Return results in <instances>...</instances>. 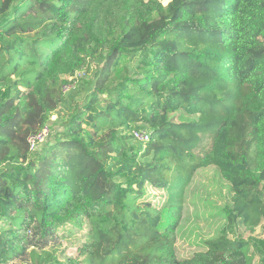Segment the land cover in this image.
I'll list each match as a JSON object with an SVG mask.
<instances>
[{
  "label": "trees",
  "instance_id": "obj_1",
  "mask_svg": "<svg viewBox=\"0 0 264 264\" xmlns=\"http://www.w3.org/2000/svg\"><path fill=\"white\" fill-rule=\"evenodd\" d=\"M91 60L94 87L67 95ZM210 167L227 223L179 257ZM263 220L264 0H0V264H264V236L229 234Z\"/></svg>",
  "mask_w": 264,
  "mask_h": 264
},
{
  "label": "rangeland",
  "instance_id": "obj_2",
  "mask_svg": "<svg viewBox=\"0 0 264 264\" xmlns=\"http://www.w3.org/2000/svg\"><path fill=\"white\" fill-rule=\"evenodd\" d=\"M162 1L167 4L170 0ZM126 62L131 64L130 60L126 61L124 58H121L116 65L122 66ZM104 63L105 61L100 64L98 60H91V62L78 70L74 75L66 76L65 79L67 81L64 83L66 94H74L79 90L80 94L76 98H84L85 94L88 93V89L94 87V83L97 81ZM57 119V114H54L48 122V131H50V134L53 132L52 137L60 128L59 123L56 122ZM136 130L143 131L145 128L141 127ZM228 185L230 186L229 183ZM228 185L221 179L219 173L213 167L201 169L193 176L186 190L184 214L178 229L176 248L179 257L189 256L193 252L204 248L205 240L216 236L223 226H225L227 219L224 213V205L229 198ZM151 191L153 193L150 198L153 201H158L160 193L154 189ZM229 232L230 237L233 238L264 236V220L254 232L249 231L243 225L235 226ZM78 233L84 235V230H80ZM74 241H77V239L66 238L63 245L57 249L59 254H62V251H65L66 254L72 253L73 250L68 249V247ZM258 263L259 260L257 258L254 264Z\"/></svg>",
  "mask_w": 264,
  "mask_h": 264
},
{
  "label": "built area",
  "instance_id": "obj_3",
  "mask_svg": "<svg viewBox=\"0 0 264 264\" xmlns=\"http://www.w3.org/2000/svg\"><path fill=\"white\" fill-rule=\"evenodd\" d=\"M49 129V126H45V128L43 130H41L39 133H37L36 135H32L29 137V142H30V145H31V148L32 149H35L36 148V145L38 142H41L43 140H45L48 135L50 134V131H48ZM135 137L141 141H147L149 140V132H147L146 130H134L133 131Z\"/></svg>",
  "mask_w": 264,
  "mask_h": 264
}]
</instances>
